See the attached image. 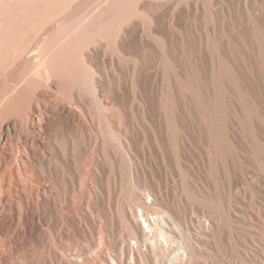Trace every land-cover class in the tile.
Listing matches in <instances>:
<instances>
[{
    "label": "bare ground",
    "instance_id": "1",
    "mask_svg": "<svg viewBox=\"0 0 264 264\" xmlns=\"http://www.w3.org/2000/svg\"><path fill=\"white\" fill-rule=\"evenodd\" d=\"M204 2L205 26L201 0H0V264H200L201 165L230 162L233 119L264 155L224 104L264 89V0ZM125 182L133 246L111 226Z\"/></svg>",
    "mask_w": 264,
    "mask_h": 264
},
{
    "label": "rangeland",
    "instance_id": "2",
    "mask_svg": "<svg viewBox=\"0 0 264 264\" xmlns=\"http://www.w3.org/2000/svg\"><path fill=\"white\" fill-rule=\"evenodd\" d=\"M224 1H226L227 6L232 7L235 15L238 13L240 16H243L245 9L253 7L257 2L258 4L261 3V0ZM204 3V0H201L199 11V22L202 26L209 22L206 19ZM219 7L216 5L217 9ZM217 18L215 21L218 24L222 20V16L218 15ZM255 52L250 53V58L253 61L256 59ZM203 55L206 63L207 54L204 52ZM241 75L248 76L246 69H242ZM252 76H258L255 70H253ZM245 84L248 83L245 81ZM242 92L233 87L229 93L231 98L227 99L224 104L231 112L232 110L236 113L239 112V115L242 105L249 107L248 111L252 112V115L247 122L254 127L258 135L257 138L261 140L258 145L261 144L264 147V89L250 86L246 99ZM256 113L261 114L263 118L258 117ZM230 121L233 130V147L229 150L230 162L225 164V162L217 161V172L213 176H208L209 168L206 164L201 165V200L203 202L192 204L196 213L192 233H195L200 227L206 226L210 220L213 221V231L203 245L199 263L236 264L238 256L243 251L249 250L258 255L259 258L261 257L260 261L256 259L250 263L264 264V256L262 255V250H264V218L261 217L260 212L264 210V155H261L258 161L255 158L254 160L250 153L252 138L249 137L244 141L235 120ZM133 192L131 183L125 182L119 187L116 198L113 200L114 204L111 203V207L116 211L111 226L116 236L127 237L132 246L135 245V240L129 237L130 229L119 212L124 208L133 207ZM209 194L212 197L209 200L212 201L207 204L203 198H208ZM189 204L190 202L186 201L187 209ZM106 206H108L107 203ZM232 233L236 234V238L233 237Z\"/></svg>",
    "mask_w": 264,
    "mask_h": 264
}]
</instances>
